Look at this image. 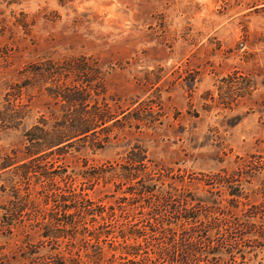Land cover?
<instances>
[{"label":"rangeland","instance_id":"1","mask_svg":"<svg viewBox=\"0 0 264 264\" xmlns=\"http://www.w3.org/2000/svg\"><path fill=\"white\" fill-rule=\"evenodd\" d=\"M52 67L53 73L44 70ZM77 85L97 89L86 103L62 108L55 88ZM95 104L118 114L119 120L41 159L58 175L67 168L57 186L65 188L70 175L73 187L83 186L107 211L112 207L117 220L108 219L105 226H149L148 208L127 192L130 184L121 185L115 177H81L84 170L111 171L125 162L129 148L139 145L149 159L152 179L143 173L146 182L173 194L191 192L203 202H176L182 210L172 223L160 226H176L177 239L186 226H217L208 244H215L225 228L236 227L233 239L237 250L248 252L247 264H264V237L256 240L243 227L264 226V0H0V155L16 150L17 159L23 158L27 131L45 139L37 145L42 148L63 130L64 115L75 120L91 113ZM99 142L102 146L96 147ZM251 164L260 165L253 175L247 171ZM215 175L241 176L244 195L234 201L225 185L210 184ZM4 178L0 217L9 200ZM32 187L39 195L37 204L26 207L30 219L24 215V223H13L11 235H4L7 227L0 225V258L23 240L42 243L34 256L47 255V260L50 254L71 252L65 239L52 242L38 236L34 216L48 207L42 204V185L32 181ZM185 210L200 218L187 221ZM81 246L76 249L84 264H95L94 253L89 249L84 257ZM152 248V240L142 241L141 255L128 259L186 264L144 260V252L152 253ZM234 255L239 262L238 253ZM227 258L199 263L227 264ZM119 264L131 263L119 258Z\"/></svg>","mask_w":264,"mask_h":264},{"label":"trees","instance_id":"2","mask_svg":"<svg viewBox=\"0 0 264 264\" xmlns=\"http://www.w3.org/2000/svg\"><path fill=\"white\" fill-rule=\"evenodd\" d=\"M44 70L48 73H53L56 68L52 67ZM86 83L90 85V81ZM96 89V86L82 88L78 85L67 88L65 91L61 88H55L54 96L56 98L62 97L64 104L61 107L73 109L76 102L86 103L89 95ZM105 106L107 107V104ZM122 113L124 112L120 114ZM128 114H131L130 111ZM126 115H123V117ZM118 116V114L115 115L109 110L105 111V109L95 104L91 113L86 112L85 115L83 114L75 120L72 118L68 119L64 115L61 122L63 130L58 132L56 139L47 141L44 146L41 145V147L43 146L42 148L37 147V145H40L41 139L44 141L45 139L36 136L31 131H27L25 133L26 145L23 146V158L17 159L16 150L11 152L12 155H0V179L3 176L5 177L4 181L8 182L9 189V200L7 205L2 207L4 211L0 217V225L7 227V230L2 233L11 235L12 224L24 223V215L27 220L30 219V215L25 211L26 207L28 203L37 204L35 197L39 195L38 192L34 194L33 181V184L42 185L44 189L41 192L42 204L48 207L42 215L34 216V220L31 215L33 223H36L35 226L41 230L38 236L40 235L44 240L52 242L65 239L66 245L72 247L68 256L49 253L51 260H47V255H43L44 257L34 256V254L38 253L37 248L42 243H37L38 245H36L31 244L29 240H23L22 243L16 246L17 249L15 248L12 252L4 254L0 258V264H84L86 262L83 261L80 248L76 249V247L81 245L86 251L84 257L89 255L87 252L89 249L94 253V257L91 255V261L95 264H107L105 257L115 260L116 264H119V258L127 259V262L135 264L139 261L134 258L128 259V256H140L141 252L139 251L142 241L147 244L151 240L154 246L152 253L144 252L145 257L144 255L142 256L144 260L150 262L157 258L164 261L173 262V260H180L186 264H200L199 262L205 261L209 257H215L220 260L230 257L227 258V261L225 260L227 264H247L249 261L247 259L248 252L237 250V244L235 243L238 242L233 239L238 233L236 227L220 229L222 233L218 236L217 242L208 244L211 239L209 233L212 232L213 227L217 226H203V230L201 226H186L187 229L183 231L184 236H181L180 239H177L176 226H160L172 223L176 214L180 213L182 209L179 206L176 207V202L180 203L184 199L186 203H198L200 206L203 205L200 204L203 202L193 197L191 192H187L184 194L185 196L181 195L180 192L173 194L169 190L160 189L157 183L146 182L148 180L145 179L147 174L149 179H152L149 172H147L150 171L148 167L149 159L145 149L139 145L129 148L125 153V162L118 164L111 171L99 172L93 169L94 171L88 174L89 170H84L81 177H86L87 180H90L91 177L96 180L100 177H110V180L111 177H115L121 185L130 184V186H127V192L132 195L133 199L136 197L142 199L145 202V207L148 208L145 213L149 215L146 221L149 226H105L108 223V219L109 222L117 220L114 219L115 214L112 207H108L110 211H107L104 205L88 197L83 186H79V188L73 187L74 179L70 175L67 177L70 182H66L65 188L57 186V178L60 181H64V173L67 172V168H63V173L58 175L57 170L53 168L51 163L50 167H46L47 163H49L48 161L40 164L42 162L41 159L46 158L47 155L53 154L55 151H59L63 146L65 149L73 146L76 141H86L91 136H96L98 127L105 125L111 120L116 123L119 120ZM60 144L63 145L60 147ZM101 146L102 143L99 142L96 147ZM251 165L254 166L247 171L253 175L254 171L252 170H257L254 167H259L260 165ZM143 173H146V175ZM211 180L210 184L216 182L218 186L224 187L223 185H225L227 194L233 197L234 201L244 195L242 193L241 176L235 178V176L215 175V180L212 177ZM5 189V185H1V190L5 191ZM262 194L264 197V193ZM147 196L150 198L156 196L157 199L153 197L149 201L146 200ZM122 199H127V197L124 196ZM184 214L187 221L195 222L200 218L195 212L190 210H185ZM87 223L97 224L98 226H86ZM243 227L247 228L256 240L264 237V226ZM255 228L258 230L252 231ZM245 229H243V235L247 233ZM2 230H4V226ZM107 243L109 244V250L104 246ZM234 249L235 251H233ZM237 253L240 258L239 262L235 260L234 254Z\"/></svg>","mask_w":264,"mask_h":264}]
</instances>
